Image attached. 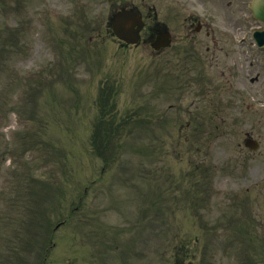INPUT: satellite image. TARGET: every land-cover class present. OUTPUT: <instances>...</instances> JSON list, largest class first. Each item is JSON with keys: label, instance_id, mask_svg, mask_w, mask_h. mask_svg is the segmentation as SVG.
Instances as JSON below:
<instances>
[{"label": "rangeland", "instance_id": "374dc122", "mask_svg": "<svg viewBox=\"0 0 264 264\" xmlns=\"http://www.w3.org/2000/svg\"><path fill=\"white\" fill-rule=\"evenodd\" d=\"M211 1L214 5L212 8L208 5L209 12L228 16L234 28L245 26L238 19L241 13L248 16L245 4L239 0ZM144 2L160 7L163 19L177 10L169 6L170 0ZM97 4L96 10L85 18L101 14L103 22L104 5ZM24 6L21 0H0V38H8L7 45L0 39V264H70L66 258L77 248L76 233L88 244L81 249L82 257L71 264H105L110 246L117 240L123 249L126 235L128 239L133 235V254L131 250L125 251L126 256L125 252L121 256L113 253L108 264H139V253L141 264H246L249 256L243 249L247 246L239 234L244 220L253 230L250 251L256 263L264 264V118L230 124V136L209 147L206 140L199 154L189 148L193 136L177 137L176 128L171 136L125 135L115 158H111L114 161L105 166L89 141L96 115L93 103L87 104L89 110L84 108L82 112L78 104H59L51 109L52 104H46L48 94L44 96L40 92L34 104L25 98L27 91L32 95L27 75L31 72L35 77L36 73L28 65L26 53L16 56L12 52L16 41H24L26 45V31L32 30L38 21L25 20ZM14 7H23L24 13L12 14ZM197 10L202 12L201 8ZM76 42L79 53L78 48L86 46L87 40ZM103 45L100 48L105 56H100V67L92 79L98 83L104 75H110L111 80L119 81L122 92L120 105L116 107L120 111L131 107L127 104L137 82L145 87L142 102L146 98L153 100L152 94L147 93L150 87L144 81L146 78L153 81V73L148 76L147 70L154 69L146 47L124 52L116 50L117 45L112 42L106 41ZM89 46L86 48L92 51L93 46ZM44 48L46 53L41 60L51 59L55 52L53 46ZM94 60L98 62V58ZM87 66L90 60L80 64L79 72L87 71ZM36 87L33 85L32 90ZM9 89L12 90L10 97ZM97 94L98 86L93 89L95 99ZM183 96L187 100V95ZM162 98L165 103L172 97ZM156 100L163 104L159 94ZM61 109L75 115L62 125L58 119L64 115ZM117 114L121 115L118 111ZM4 127H7L5 131ZM245 131L260 140L261 148L237 165L231 159L241 151L238 147L243 139L241 133ZM180 138L187 142L179 141ZM155 149L157 154L160 152V158ZM112 150L116 152V148ZM191 163L199 165L200 171L193 172ZM232 168L235 170L228 173ZM192 178L196 180L195 188L190 191L200 193L201 187L204 202L193 197L179 200L174 187L188 190ZM131 185L132 190L128 189ZM110 191L114 196L111 197ZM155 194L160 197L159 218L155 213ZM119 198L126 202L122 213L109 209L115 199L120 202ZM72 208L71 221L56 227ZM131 212L141 222L139 226L135 219V225L128 230V224L133 221ZM243 212L248 217H243ZM226 217L230 220L225 223ZM113 232L116 240L112 238ZM243 232L249 234L246 228ZM125 249H130L128 244ZM39 253L47 255L45 262L37 260Z\"/></svg>", "mask_w": 264, "mask_h": 264}]
</instances>
